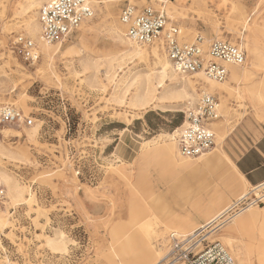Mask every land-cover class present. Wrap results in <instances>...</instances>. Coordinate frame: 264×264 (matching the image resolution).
Here are the masks:
<instances>
[{
	"label": "rangeland",
	"instance_id": "rangeland-1",
	"mask_svg": "<svg viewBox=\"0 0 264 264\" xmlns=\"http://www.w3.org/2000/svg\"><path fill=\"white\" fill-rule=\"evenodd\" d=\"M37 1L39 19L48 0ZM128 2L164 11L185 42L228 40L247 52L245 65L228 66L227 78L214 80L223 88L209 91L219 100L220 116L210 123L216 143L197 159L179 155L176 136L205 82L189 89L190 100L176 97L180 84L159 83L152 50L165 54L158 45L128 41L120 19ZM23 3L0 0V110L13 106L33 119L32 125L0 124V186L6 190L0 212L7 220L0 226V264H139L148 223L159 238L147 264H157L172 230L196 229L251 190L234 162L262 132L254 126L264 125V0H93L92 18L59 44L54 59L45 60L39 49L32 64L12 47L18 35L33 39ZM132 47L146 57H132ZM149 73L157 97L165 98L142 106L133 87L126 89ZM205 159L214 163L197 172L177 169ZM7 179L27 199H13ZM214 187L224 193L220 202L197 208V197ZM254 192L248 196L261 203L242 206L220 234L237 264H243L239 250L249 264H264V187ZM58 235L64 250L48 243Z\"/></svg>",
	"mask_w": 264,
	"mask_h": 264
},
{
	"label": "built area",
	"instance_id": "built-area-1",
	"mask_svg": "<svg viewBox=\"0 0 264 264\" xmlns=\"http://www.w3.org/2000/svg\"><path fill=\"white\" fill-rule=\"evenodd\" d=\"M93 14V0H48L39 10L43 41L64 43ZM120 19L132 42L140 46L158 45L180 74L204 72L212 80L223 81L229 73L228 65L243 66L247 61L244 47L228 40L212 39L205 44L204 38L197 36L192 42L183 41L180 28L170 22L164 11L152 6L128 2L121 10ZM12 45L14 52L28 63H35L40 57L39 47L30 37L18 35ZM218 107V98L203 92L196 108L188 111V124L176 136L182 157L197 159L214 147L216 134L210 123L219 118ZM22 123L32 125L33 119L13 106L0 110V124ZM5 200L6 190L0 186V205ZM261 201L257 196L253 200L243 198L190 232L171 231L158 264H237L220 234L242 206L259 205Z\"/></svg>",
	"mask_w": 264,
	"mask_h": 264
},
{
	"label": "bare ground",
	"instance_id": "bare-ground-1",
	"mask_svg": "<svg viewBox=\"0 0 264 264\" xmlns=\"http://www.w3.org/2000/svg\"><path fill=\"white\" fill-rule=\"evenodd\" d=\"M102 1H104V0H102ZM152 1H157V2H160L161 5H165L168 3L169 0H152ZM39 4H40V2L37 0H25V3L20 4L21 5L20 9H22L23 12H26L27 14H29V16L25 22V29L32 36V38L34 40H36L35 42L37 43L39 49L41 50V54L43 55V58L45 60L52 61L54 59V57L56 56V54L60 51V45L56 44L53 46L52 44H48V43L43 41L41 24L39 22V19L36 17L37 10L39 8ZM236 10H238L237 6L235 4H233L232 5V13H234V11H236ZM127 39H128V41H131L128 36H127ZM152 51L155 55V58L157 59L156 64H158L159 68H160L159 71L157 72V77L159 79V83L162 86H164L165 88L167 85V81H170V84H180V86H181L180 89L178 91H176L177 92V96H176L177 98H182V99H189L190 98V99H192L193 95L189 92V89L192 88V90H193V88H194L193 85L196 84L198 79H201L205 82V84H203L201 82H197V83L203 84V91L204 92L211 93L213 91L211 89H214V88L220 89V90L223 89V88H221L222 85H219L214 80H211L209 77H207V75L204 72L195 73L197 75L196 80H194L195 79L194 77H190V78L186 77L187 74L178 73L177 71H175L173 69V67L171 69V67H170L171 63H170L169 59L166 57V55H164V56L160 55L158 50L155 48ZM127 52L128 53L131 52L130 54H132V57L137 56L140 59H144L147 55V52L145 50L138 48V47H132V50H128ZM228 66L230 68H232V67L236 68L237 67V66L235 67L234 65H228ZM233 75H235V72L233 73ZM135 79H136L135 77L132 79L133 82L130 83V85L127 87L126 91L128 92V91L133 90L134 101L139 102L140 105H142V106L148 105V104H151L154 100L156 101L158 99L165 98V96H163L161 98L157 97L156 88H155V85L153 83L152 73H149L146 75L145 80L143 81V84H140V83L135 84V82H134ZM131 87H133L132 90H131ZM193 91H195V90H193ZM209 91H211V92H209ZM187 124H188V121L185 120L183 125L178 129H183L185 126H187ZM10 133H11L10 131L5 132L6 136H9ZM170 136H173V135H170ZM213 163H214L213 159H211V160L205 159L203 161V163L200 165H197L194 167H192V166H179V168L177 167V169L197 172L200 169H202L203 165L209 166ZM7 182L10 184L9 189H10V194H11L13 199H15L16 201H23V200L27 199L26 197H24V190L23 189L19 188V186H17L15 183L10 181L9 179H7ZM215 189H217V188H215ZM250 218H253V217L251 216ZM243 222H246V219L241 220L239 222V224L243 223ZM6 223H7V220H6L5 215L2 212H0V226L5 225ZM144 226H146V230L140 236V238L142 240V246L144 248V251H143V258L144 259H142L139 264H147L149 262L150 256L154 253V250H155L153 243L155 241H158V238H159V236L157 235V232L153 229V227L150 223L144 224ZM48 243L54 249H60V250L65 249V238L63 235H58L57 237L49 238ZM163 243H164V241H162V244ZM239 255H240V258H241V261L243 264H249L247 258L244 257L242 250H239ZM161 256H162V253L160 252L159 258Z\"/></svg>",
	"mask_w": 264,
	"mask_h": 264
},
{
	"label": "crops",
	"instance_id": "crops-1",
	"mask_svg": "<svg viewBox=\"0 0 264 264\" xmlns=\"http://www.w3.org/2000/svg\"><path fill=\"white\" fill-rule=\"evenodd\" d=\"M254 128H260V129H262V132H260L259 137L253 143L249 144L236 157L234 163H235V168H236L237 172L239 173V175L241 176L242 180L246 184L251 186V190L248 193H252L255 196L254 190L264 187V125H260L259 127L254 126ZM177 148H178V146H177ZM178 152H179V150H178ZM179 155H180V153H179ZM215 188H217V189H215ZM209 191H210L211 195H208V196L202 195V196L197 197V204H196L197 208L200 207L202 205V203H204V202H206L209 205L217 203L218 201L220 202L221 198L224 196L223 191L221 189H219L218 187H214V188L210 189ZM248 193H246L245 195L242 194L237 199L233 200L230 205L226 206L216 216H214L210 220L204 222L203 224L215 219L217 216H219L220 214H222L226 210H228L235 202H238L239 200H241L243 198H245L247 200H249V199L253 200L254 199L253 196L252 195L248 196ZM210 214H211L210 212L207 213L208 216ZM188 215L190 216L191 221H192L191 211L188 212ZM203 224H201V225H203ZM180 226L186 227V225H184V224L180 225ZM174 231H176V230H174ZM177 232H179V231H177ZM181 233H184V232H181Z\"/></svg>",
	"mask_w": 264,
	"mask_h": 264
}]
</instances>
